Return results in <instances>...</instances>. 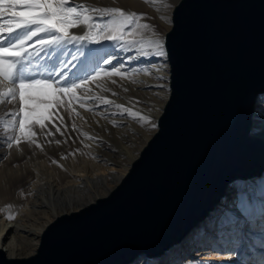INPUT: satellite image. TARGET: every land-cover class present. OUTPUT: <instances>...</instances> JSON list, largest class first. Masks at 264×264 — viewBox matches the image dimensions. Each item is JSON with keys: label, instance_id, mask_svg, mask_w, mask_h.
I'll return each instance as SVG.
<instances>
[{"label": "water", "instance_id": "1", "mask_svg": "<svg viewBox=\"0 0 264 264\" xmlns=\"http://www.w3.org/2000/svg\"><path fill=\"white\" fill-rule=\"evenodd\" d=\"M165 45L171 92L158 128L106 194L56 216L35 254L0 264H123L163 255L238 179L264 171L253 136L264 94V0H177Z\"/></svg>", "mask_w": 264, "mask_h": 264}, {"label": "bare ground", "instance_id": "2", "mask_svg": "<svg viewBox=\"0 0 264 264\" xmlns=\"http://www.w3.org/2000/svg\"><path fill=\"white\" fill-rule=\"evenodd\" d=\"M134 1L125 0V3L122 2L120 5L107 4L106 6L122 8L125 5L128 11L143 13L145 14V19L142 23H148L155 29L154 20H156V17L154 12H156L155 9L160 11L161 1L156 0L155 5L144 3L137 10L133 8ZM173 7H169V11H167L170 16L172 15ZM171 26L170 23L169 30ZM72 31L75 34H79L81 30L73 29ZM167 33L159 36L162 38L166 51V56L163 57L154 54L142 56L135 48L121 47L112 41H108V43L102 41L99 44L85 42L83 45H67V49L69 52H75L76 48L89 49V51L92 50L89 55L95 54L97 58L106 53H111L112 55L108 56L111 59V63L101 64L100 68L108 71L120 66L122 71L131 74L130 77L127 79L112 77V79L117 80V84H111L109 81L102 85L118 92L119 95L115 97L111 95V92L101 93L100 89L92 88L97 93L105 95L117 103L128 104V106H131L132 101L138 100L139 103L136 104L134 110L149 116L150 124L154 123L158 128L159 117L171 92V65L165 45ZM128 38L132 39L133 37ZM103 45H107L108 49L105 47V49L101 50ZM41 55L44 56L43 53ZM45 59L48 58L45 57ZM52 59L54 60L55 57ZM63 59L68 62V67L64 69V75L71 78L72 73L81 69V65L77 62L83 60L84 57L80 56L79 60H73L70 55H65ZM95 70L97 69L93 65L87 68L86 72L92 73ZM133 79L136 81L135 83L132 82ZM90 86L96 85L92 84ZM124 87L129 90L127 92L123 91ZM159 93H163L164 97L162 99ZM146 95H154L155 97L149 107L145 105L144 100L141 102V99H146ZM68 99L70 100L71 98ZM87 104L88 106H95L94 101H87ZM11 106L9 104L8 108ZM72 108H75L80 113L79 117L71 111ZM255 109L253 131L264 130V94L258 97ZM116 111L114 107L99 105L95 106L94 113L88 112L80 108L78 103L73 101L69 105L66 100L64 107L51 110L52 120L45 123L46 125H51L50 127L47 126L48 128H53V124H55L61 132L71 130L73 122L77 125L78 130H83V125L88 127L89 125H113L112 121H116L118 125H137V121L127 117V115H111V113ZM104 115H108L109 118L104 119ZM61 116L63 117L62 122L59 119ZM64 125H68V127L65 128ZM157 128L155 127V131ZM35 130L37 132L40 131L38 127ZM53 131H55L54 128ZM153 133L151 135L145 134L147 136L143 139V143L138 145L136 154H133L130 149H125L124 157H128L126 159L128 162L123 167H119L124 164L121 156L113 158L106 153H101L102 155H100L94 151L97 148L92 147L90 157L83 159V148L78 149V145L75 146V144L67 141L60 145L46 143V140L57 139L52 136L39 135L36 137L38 142L43 145V151L27 143H21L19 149L15 145L12 148H8L7 135L11 133H6L4 129H0V248L4 249L9 257H28L35 254L40 245L45 227L61 213L70 212L84 203L106 194L112 188V182L116 184L128 172L132 160L140 153L142 147ZM57 134L59 132H56L55 136ZM253 136L264 140V135L260 137L253 134ZM129 142L131 144V140ZM65 156L67 159L63 158ZM100 156L106 157L100 158ZM109 160H112V162H108ZM52 161H57V163ZM7 205L12 207L6 208ZM240 208H243L252 217L253 215L254 217L255 215L259 217V214H263L264 171L256 178H242L229 183L221 202L210 212L208 218L193 230L188 240L167 249L163 256H165V259L177 256L183 257L182 253L187 247L196 242H202V240H209V237L211 238V229L216 226L214 224L215 220L220 219L217 225H221L219 229L222 230V227L224 225L227 226L233 219V215H236L234 214L235 211ZM8 214L14 215L15 219L9 221L6 218ZM252 220L254 219L252 218ZM217 232H220V230ZM160 258L161 255L150 256L147 253H143L123 264H159Z\"/></svg>", "mask_w": 264, "mask_h": 264}, {"label": "snow or ice", "instance_id": "3", "mask_svg": "<svg viewBox=\"0 0 264 264\" xmlns=\"http://www.w3.org/2000/svg\"><path fill=\"white\" fill-rule=\"evenodd\" d=\"M144 3L155 5L156 0H144ZM144 19L145 14L136 11L77 3L76 0H0V127L6 133H11L7 135V147L15 145L19 149L21 143H27L43 151V145L36 137L43 135L54 138L56 132L64 136L65 133L55 124L53 131L45 121H51V110L64 107L66 100L69 105L74 101L80 108L93 113L95 106L107 105L117 110L111 115H127L137 122L151 123L149 116L134 110L138 100L126 106L90 87L95 84L101 93L111 92L113 97L119 95L102 85L109 81L117 84L112 77L127 79L131 74L122 71L120 66L108 71L100 68L101 64L111 63L108 58L111 53L97 58L95 54L89 55V49L87 54L83 48H76L75 52L67 49V45L112 41L121 47L135 48L142 56H166L162 38L152 25L142 23ZM73 29L81 31L75 34ZM65 55H70L73 60L84 57L80 60L81 69L72 73L71 78L64 75V69L68 67V62L63 59ZM93 65L97 70L87 73L86 69ZM132 82L136 81L133 79ZM128 90L123 88L125 92ZM87 101H94L95 106H88ZM9 104L12 105L11 109L8 108ZM71 111L80 116L75 108ZM103 118L109 117L104 115ZM59 119L63 121L62 116ZM112 123L114 127L119 126L116 121ZM37 127L39 132L35 130ZM71 127L73 131H78L74 122ZM151 127L155 128L156 125L152 123ZM83 135L89 140L100 139L87 132ZM65 142L46 140V143L56 145ZM63 158L67 159L66 156ZM6 218L12 221L15 216L8 214Z\"/></svg>", "mask_w": 264, "mask_h": 264}, {"label": "rangeland", "instance_id": "4", "mask_svg": "<svg viewBox=\"0 0 264 264\" xmlns=\"http://www.w3.org/2000/svg\"><path fill=\"white\" fill-rule=\"evenodd\" d=\"M160 1V3H162L160 11L158 10V12L155 9L156 12H154V15L156 17V20H154L156 28L154 30L156 31L158 36H161V34L167 33L169 31V24L171 23L172 25V22H170L171 16L167 13V11H169V7L175 5V2H177V0ZM122 2L125 3V0H77V3H88L100 7L106 6L107 4L120 5L122 4ZM143 4L144 0H135L133 7L134 10H137L139 6ZM122 8H124L125 10L128 9L125 5L122 6ZM105 42L108 43V41ZM107 45L101 46V50L105 49ZM83 49L85 54H87L88 49ZM106 49L108 48L106 47ZM91 51L92 50H90L89 53ZM77 63L81 65L80 61H78ZM90 87L96 88V86ZM162 94L163 93H159L161 99L164 97ZM154 98V95H146V99H141V102L144 100V103H146L145 105L149 107L152 104ZM138 99L140 100V98ZM125 105L128 106V104ZM11 108L12 106L9 109ZM136 124L137 125H119L116 127L106 124L91 126L89 125V127L87 125H83V130L74 132L73 129L66 130L64 132V136L57 134L55 137L59 140L75 144V146L78 145V149L83 148V159L90 157L92 147L97 148L94 151L98 152L100 155L106 153L113 158L121 156V159L124 160V164L119 167H123L128 162L126 160L128 157H124L125 149H130L133 154H136L138 145L143 143V139H145L147 135H151L155 131V128L151 127L150 123L137 122ZM47 126L50 127L51 125ZM0 129L3 128L0 127ZM80 131H82L83 133L87 132L89 133V135L93 137H99L100 139L89 140ZM253 134L263 137L264 130L253 131ZM129 140H131V144ZM102 157L106 156H100V158ZM108 162H112V160H109ZM112 183L114 186L115 182ZM244 213L246 212L243 210V208L235 211L234 214L236 215H233V219L230 221L231 223L229 222L227 226L224 225L225 227H222L223 231L219 229L221 228V225H217L219 224L220 219L215 220L216 223L214 222V224H216V226L211 229L212 233L210 234L211 238L209 237V240H202V242L199 241L187 247L183 252L184 254L182 253L183 257L177 256L175 257L176 259L174 257H171V260L170 258L165 259V256L161 255L159 264H178L179 262V264H264V212L262 214L263 216L259 214V217L258 215H255V217L253 215L252 217L248 213ZM252 218L254 220H252ZM219 230L220 232H217ZM189 237L186 240H188Z\"/></svg>", "mask_w": 264, "mask_h": 264}]
</instances>
